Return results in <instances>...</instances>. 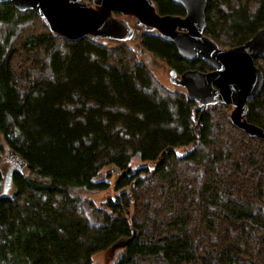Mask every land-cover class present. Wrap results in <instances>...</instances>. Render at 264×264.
I'll return each instance as SVG.
<instances>
[{"label":"trees","instance_id":"1","mask_svg":"<svg viewBox=\"0 0 264 264\" xmlns=\"http://www.w3.org/2000/svg\"><path fill=\"white\" fill-rule=\"evenodd\" d=\"M153 1L161 15H186ZM207 1L205 35L220 47L264 30V0ZM139 41L179 75L211 71L158 33ZM256 65L264 75V59ZM197 106L125 43L72 42L0 3V194L5 159L25 165L0 198V264H93L118 245L113 264H264V140L236 128L229 106L201 120ZM248 107L264 131V89ZM135 159L156 165L132 170ZM106 167L124 191L100 208L77 192L107 190L96 181Z\"/></svg>","mask_w":264,"mask_h":264},{"label":"water","instance_id":"2","mask_svg":"<svg viewBox=\"0 0 264 264\" xmlns=\"http://www.w3.org/2000/svg\"><path fill=\"white\" fill-rule=\"evenodd\" d=\"M185 11V17L159 14L153 0H0L11 3L20 12H32L42 19L51 33L72 42L87 37L100 41L127 43L135 32L158 33L171 41L179 56L193 64L202 61L209 72L189 70L177 74L166 62L158 60L138 43L140 55L161 61L170 70L172 83L183 88L195 101L203 117L209 107L224 104L232 107L231 120L250 138L264 140V131L248 122L249 101L261 95L264 75L256 61L264 59V30L242 46L222 48L205 35L207 0H170ZM120 15V17H118ZM134 19V27L125 18ZM13 168L5 178L0 198L8 195Z\"/></svg>","mask_w":264,"mask_h":264},{"label":"rangeland","instance_id":"3","mask_svg":"<svg viewBox=\"0 0 264 264\" xmlns=\"http://www.w3.org/2000/svg\"><path fill=\"white\" fill-rule=\"evenodd\" d=\"M120 17V15L118 16ZM130 25L134 27V19L133 18H125ZM142 35V33L135 32L134 39L130 42L125 43L128 45L133 52L135 53V56L138 60V62L144 64L149 71L155 76V78L168 90L170 91H180L184 92L186 94L185 89L179 88L175 86L171 81V75H170V69L165 66V64L161 61H156L152 59L151 57L147 55H140L137 50L135 49L136 45L140 42L139 37ZM117 43L121 42H113V41H104V45L107 47H115ZM159 60V59H158ZM187 96V95H186ZM219 105V104H218ZM224 105V104H223ZM230 107V106H229ZM230 117L232 112V107H230ZM232 121V120H231ZM233 123V122H232ZM189 149H179L177 153L179 155H185L188 152ZM155 163H149L141 161L140 159H135L133 163L131 164L132 170H138L142 168H148V169H154ZM20 166L18 163L14 162L10 157H7L4 161L3 168L6 173L11 171L13 168H16ZM26 172V170H25ZM119 172L115 170L112 167H106L102 170L99 177L96 179V181H104L108 183L109 188L105 191L99 192V193H88L83 190H78V195H80L82 198H86L89 200H92L95 204V206L103 208L105 206V203L111 198L115 200L116 196L123 192L124 190H121L120 192H117L115 190V185L118 181ZM141 174H144L143 172ZM128 190V188L126 189ZM13 187L10 184L8 195L12 194ZM122 245H118L117 247L110 249L105 252L97 253L93 256V264H113L114 261L117 259L118 254L121 252Z\"/></svg>","mask_w":264,"mask_h":264}]
</instances>
